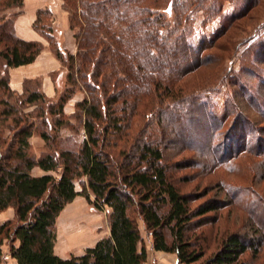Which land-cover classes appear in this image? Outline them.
<instances>
[{
    "label": "trees",
    "instance_id": "trees-1",
    "mask_svg": "<svg viewBox=\"0 0 264 264\" xmlns=\"http://www.w3.org/2000/svg\"><path fill=\"white\" fill-rule=\"evenodd\" d=\"M23 1L0 0V212L9 207L13 211L0 222V264L7 255L14 264H147L136 215L150 232L153 249L175 253L182 264H248L246 253L257 258L264 243L261 199L255 196L246 202L261 210L254 222L259 235L232 231L208 252L206 235L194 230L218 206L206 202L192 207L199 197L181 191L173 181L164 160L168 134L164 128L171 118L180 122L200 116L212 166L235 176L262 171L264 125L253 129L249 119L234 111L221 139L197 95L206 83L223 76L209 64L222 62L224 53L235 51L230 47L237 43L230 35L225 44L216 45L217 39L238 29L236 22L260 0H240L241 10L232 9L227 17L220 0H194L185 9L175 7L172 25L158 8L176 0H61L76 44L74 54L59 48L49 23L51 11L39 9L33 26L66 68V84L53 98L30 80L21 93L8 84V69L33 62L43 48L41 42L15 33L14 18ZM196 8L202 10V24L220 15L221 26L211 37L193 42L189 37L195 31ZM213 48L221 54L213 55L209 51ZM245 51L254 54L255 61L249 69L242 67L249 72L235 73L234 84L247 106L264 120V77L255 66L264 64V42ZM202 67L209 73L195 84L193 74ZM248 73L260 85L249 89L250 82L242 79ZM77 90L84 92L74 102L83 130L80 141L59 134L71 126L62 117L63 107ZM168 99L178 103L171 106ZM234 107L230 108L238 110ZM35 133L47 148L38 156L30 143ZM34 167L43 173L32 174ZM75 179H80V190ZM233 187L228 185L229 193L236 194ZM77 195L98 210L107 209L108 233L83 253L62 257L54 251L56 219Z\"/></svg>",
    "mask_w": 264,
    "mask_h": 264
},
{
    "label": "rangeland",
    "instance_id": "rangeland-1",
    "mask_svg": "<svg viewBox=\"0 0 264 264\" xmlns=\"http://www.w3.org/2000/svg\"><path fill=\"white\" fill-rule=\"evenodd\" d=\"M194 0H176L174 4L159 7L158 11H161L167 23L172 25L176 19L175 7L187 8ZM222 5L221 12L227 17L232 9L239 10L244 6L240 5V0H220ZM194 7V6H192ZM192 10V9H191ZM195 10L192 14L194 20V33L189 37L193 42H197L201 38H209L213 33L221 26V16H215L206 23L202 24V10ZM249 17V19H248ZM239 24L238 29H230L225 34V38L222 36L217 39L216 45L219 43L225 44L229 40L228 35L233 37L232 43H237L235 51L231 54L224 53L222 62L217 64H209V69L214 65L222 70L223 76H219L217 79L206 83V85L197 92L198 99L202 103L204 109L208 112L209 118L217 126V131L221 135L225 132V122L228 119L235 116L234 111H238L240 115L249 119L252 127L257 129L259 125H264L262 116L257 113L254 107L247 106L245 95L241 94L239 87L234 84L236 80L235 73H239L241 70L249 72L244 65L251 67V64L255 61V55L245 54L244 51L247 47L254 46L259 40L264 42V0H260L254 8H252L247 16L236 22ZM215 54L220 55L221 52L218 49L209 50ZM246 52V51H245ZM206 53V52H205ZM209 53V52H208ZM204 55V54H203ZM256 69L264 77V64H256ZM194 76H196L194 83L201 84L203 79L208 75L209 70L207 68H200ZM211 70V69H210ZM213 71V70H212ZM211 71V72H212ZM210 72V73H211ZM66 68L63 67V72L58 76L59 85L56 94L61 91L66 82L65 75ZM241 74V73H240ZM243 81L250 82L249 89L260 85L258 78L253 77L251 74L243 76ZM206 81V80H205ZM236 82V81H235ZM249 91V90H248ZM84 92L77 90L74 95L65 103L63 107V119L69 121L70 127L62 128L59 134L62 137L71 135L76 141H80L83 137L82 126L79 119L75 115L74 100L83 97ZM56 96V95H55ZM168 103L173 106L178 101L168 99ZM231 103H234L230 106ZM238 110L231 109L230 107ZM27 110H31L28 108ZM233 112V113H232ZM202 116V115H201ZM197 116L195 120L184 119L178 122L175 118H171V121L166 122L167 137L164 140V160L168 165V170L172 175V179L180 187L183 192L191 193L195 197H199L191 205L192 207L206 203L214 202L218 206V210L211 211L204 218L205 224L194 230L195 234L204 233L210 246L209 251L216 248L223 236H226L229 232L237 231L246 235L257 236L260 232H255L257 225L255 221L259 218L260 209L258 206L248 205L250 199L257 196L260 198V202L264 204V168L262 171H257L255 174L251 170L243 171V174L235 176L234 174H228L225 172V168L212 166L210 162V148L206 149L205 133L202 130V121ZM223 125L225 127H223ZM172 126L175 129H172ZM249 125H246V131ZM49 130V127L47 128ZM172 129V132L169 131ZM220 130L221 133H220ZM51 133V131H49ZM181 133V134H180ZM256 133H260L256 131ZM264 136V131L261 133ZM254 138V136H251ZM254 140V139H253ZM252 141V139H251ZM185 142L193 143L194 147L189 149L185 146ZM31 150L38 156L39 154L47 151L44 141L35 133L30 138ZM186 147V148H185ZM221 155V154H220ZM254 158H251L253 160ZM225 166V165H224ZM223 166V167H224ZM241 171V170H240ZM239 171V172H240ZM42 173L39 168L34 167L32 174ZM222 179V182L220 180ZM225 179L228 182H225ZM76 190L81 189L80 179L74 180ZM228 185H233V189L236 190V194L229 193L230 189ZM92 197V196H91ZM259 200V199H258ZM261 204V203H260ZM80 208L83 210V214L88 218L90 224L86 226L85 233L81 238L75 242H71L64 235L63 221L66 214L73 208ZM251 211L250 215L248 211ZM106 208L98 210L89 203L82 195H77L71 202L67 203L59 216L56 219V240L54 244V251L56 254L62 257H68L70 255H79L83 253L86 247L92 246L96 240L108 233V220ZM9 218L13 215L12 210H7ZM260 218H264V214ZM262 220V219H261ZM136 221L144 240V245L147 252V264H182L178 262L176 254L170 252L156 251L152 247V236L147 231L143 221L136 215ZM263 225H264V220ZM6 248V247H5ZM244 259L248 261V264H264V243L260 249V253L257 258H251L250 253L243 255ZM5 264H9L8 261Z\"/></svg>",
    "mask_w": 264,
    "mask_h": 264
},
{
    "label": "crops",
    "instance_id": "crops-1",
    "mask_svg": "<svg viewBox=\"0 0 264 264\" xmlns=\"http://www.w3.org/2000/svg\"><path fill=\"white\" fill-rule=\"evenodd\" d=\"M44 8L51 11L49 23L59 48L72 54L76 52L75 40L68 24L67 11L63 8L61 0H24L23 6L18 9L19 13L14 18L15 33L19 38L41 42L43 48L33 62L8 69V84L12 90L21 93L24 82L30 80L36 83L46 96L53 98L57 92L58 76L63 72V65L51 50L47 38L33 26L37 10ZM81 98L75 99L74 102ZM7 210H12V208L9 207L0 212V222L9 218ZM6 257L9 264L15 263L9 255Z\"/></svg>",
    "mask_w": 264,
    "mask_h": 264
},
{
    "label": "bare ground",
    "instance_id": "bare-ground-1",
    "mask_svg": "<svg viewBox=\"0 0 264 264\" xmlns=\"http://www.w3.org/2000/svg\"><path fill=\"white\" fill-rule=\"evenodd\" d=\"M90 224L88 218L83 214V210L80 208H73L66 214L63 226L64 235L71 242H75L80 236L85 233L87 224Z\"/></svg>",
    "mask_w": 264,
    "mask_h": 264
}]
</instances>
